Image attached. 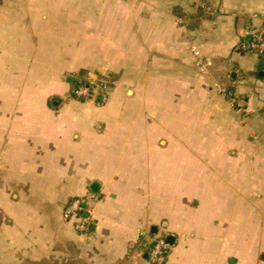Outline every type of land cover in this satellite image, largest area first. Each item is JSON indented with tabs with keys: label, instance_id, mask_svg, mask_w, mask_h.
Returning a JSON list of instances; mask_svg holds the SVG:
<instances>
[{
	"label": "crops",
	"instance_id": "crops-1",
	"mask_svg": "<svg viewBox=\"0 0 264 264\" xmlns=\"http://www.w3.org/2000/svg\"><path fill=\"white\" fill-rule=\"evenodd\" d=\"M254 28L264 0H0V264H152L162 235L166 264H264ZM85 72L121 81L107 105L74 97Z\"/></svg>",
	"mask_w": 264,
	"mask_h": 264
},
{
	"label": "built area",
	"instance_id": "built-area-1",
	"mask_svg": "<svg viewBox=\"0 0 264 264\" xmlns=\"http://www.w3.org/2000/svg\"><path fill=\"white\" fill-rule=\"evenodd\" d=\"M245 48L257 55L264 54V28H254L248 31V41L245 44ZM192 51L196 59L197 68L204 73H208L209 68L212 66L211 58H203L197 49ZM77 79L78 84L74 85L75 98L91 100L99 106L108 103L112 85L107 81L99 79L93 72H89ZM216 88L231 104L235 105L237 97L232 88H223L219 84H216ZM95 198L96 194L91 192L83 197L73 198L64 209V222L72 223L79 234H89L94 229L95 221L92 217L89 203ZM144 247L148 251V257L152 264H166L171 249L167 236L153 237L151 241L144 244Z\"/></svg>",
	"mask_w": 264,
	"mask_h": 264
},
{
	"label": "rangeland",
	"instance_id": "rangeland-1",
	"mask_svg": "<svg viewBox=\"0 0 264 264\" xmlns=\"http://www.w3.org/2000/svg\"><path fill=\"white\" fill-rule=\"evenodd\" d=\"M201 71V70H200ZM202 72V71H201ZM89 72H85L84 73V75H86V74H88ZM93 73H95V72H93ZM202 73H204V72H202ZM98 77H99V79H101V80H105V81H107L110 85H112L114 82L116 83V84H118V83H120L121 81L119 80V79H117V78H112V79H110V80H107V79H104V78H102V77H100L99 75H98V73H95ZM82 75V74H81ZM81 75L79 76V77H81ZM74 97H76L75 95H74ZM76 99H78V98H76ZM79 100H82V99H79ZM86 101H91V100H86ZM109 101H110V98H109ZM108 101V102H109ZM108 104V103H107ZM106 104V105H107ZM128 106H129V104H127ZM102 106H105V105H102ZM101 106V107H102ZM187 178H188V176H187Z\"/></svg>",
	"mask_w": 264,
	"mask_h": 264
},
{
	"label": "trees",
	"instance_id": "trees-1",
	"mask_svg": "<svg viewBox=\"0 0 264 264\" xmlns=\"http://www.w3.org/2000/svg\"><path fill=\"white\" fill-rule=\"evenodd\" d=\"M255 54V53H254ZM257 55V54H256ZM259 60H260V65H261V71L264 72V54L258 55ZM84 73L81 75L83 77ZM78 84V79L74 81V85ZM81 101H86V99H82Z\"/></svg>",
	"mask_w": 264,
	"mask_h": 264
},
{
	"label": "water",
	"instance_id": "water-1",
	"mask_svg": "<svg viewBox=\"0 0 264 264\" xmlns=\"http://www.w3.org/2000/svg\"><path fill=\"white\" fill-rule=\"evenodd\" d=\"M92 190H93L94 193H97L98 186H97V185H96V186L94 185V186L92 187ZM168 242H169L170 244H172V243H173V237H169Z\"/></svg>",
	"mask_w": 264,
	"mask_h": 264
}]
</instances>
